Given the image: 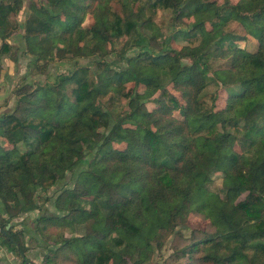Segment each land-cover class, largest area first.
<instances>
[{"label": "trees", "instance_id": "16d2710c", "mask_svg": "<svg viewBox=\"0 0 264 264\" xmlns=\"http://www.w3.org/2000/svg\"><path fill=\"white\" fill-rule=\"evenodd\" d=\"M23 3L0 0V54L22 28L20 48L35 63L50 53L43 36L58 59L73 61L52 81L21 83L12 110L0 113V246L31 264L11 219L38 208L39 194L85 162L52 200L58 213L33 220L37 237L54 244L44 264L61 251L76 264H147L163 232L190 210L214 232L186 254L264 264V0H29L20 22ZM159 10L172 14L165 32ZM175 34L196 43L170 48ZM246 35L255 50L235 44ZM207 74L227 93L221 109L202 94ZM218 173L222 187L212 191ZM50 224L83 232L52 240Z\"/></svg>", "mask_w": 264, "mask_h": 264}, {"label": "rangeland", "instance_id": "374dc122", "mask_svg": "<svg viewBox=\"0 0 264 264\" xmlns=\"http://www.w3.org/2000/svg\"><path fill=\"white\" fill-rule=\"evenodd\" d=\"M23 6L21 10L17 13V19L21 22L25 17L26 13L29 11L28 4L29 0H23ZM42 1V0H35ZM206 1V0H204ZM207 1H216L221 3L223 0H207ZM235 2L237 0H230ZM171 12L170 10H159L154 19L161 26L162 31L165 32L167 25L171 22ZM185 22L192 21L189 18L183 19ZM90 22V16L87 15L84 23L88 24ZM187 26L186 24H184ZM185 26H179L180 28L186 29ZM23 29L17 28L16 32L9 37L7 42L9 43L10 49L8 53L0 54V113L9 112L15 105L16 95L15 90L21 83H31L32 85L38 84L39 82L52 81L56 74L63 73L66 69L72 64V59L65 57L63 59H58L55 56V49L53 40L47 36H43L40 40L44 46L50 48V53L48 58H41L38 63H35L30 56L22 53L20 48L21 38ZM237 40V39H236ZM240 47H243L247 51H253L257 48L258 41L252 35H246L245 39L236 41ZM0 39V47L2 44ZM196 39L188 36H178V34L173 35L170 39L169 46L170 48L178 49L184 44H195ZM234 44V43H233ZM110 57L114 56V53L109 55ZM45 60L48 61V66L39 69V64H44ZM81 61L91 63V58H81ZM187 62V60H184ZM223 62V63H222ZM216 65L222 64L225 66V61L215 62ZM115 66H124V62H115ZM207 86L203 90L202 94H213L214 98L212 101L213 108L221 109L225 106L227 93L221 86L219 82L215 79L212 74H207ZM162 86L171 89V84L169 78L166 75H163L161 80ZM118 109H125L126 101L124 99L118 102ZM153 100H149L146 103L147 109H151L154 106ZM177 114V113H176ZM115 149H122L124 144H113ZM236 150H241L239 144L235 145ZM88 151V150H87ZM90 154V151H88ZM86 163L83 162L77 166L72 172H67L63 175L57 185L52 186L47 189L45 193L38 195V208L27 212L21 213L13 217L10 221L14 230L23 229L21 237H17L19 240V245L24 248V254L29 259L31 264H44V255L48 252V248L52 247L54 244L44 242L41 237H37L35 232V224L33 220L39 215H56L58 212L52 205V200L57 196L59 191L65 187L71 186L76 173L81 168H84ZM222 174H216L209 186L212 191H219L222 187ZM245 193L239 194V199L244 197ZM86 208H91L89 204L84 203ZM6 216V215H4ZM70 226H57V225H48L45 229L47 236L53 240L57 235L62 234L66 237H72L75 235H80L82 229H79L77 225ZM6 228H8L6 226ZM214 232L213 226L208 223V220L203 217L201 213L196 210H190L187 212L180 221L176 223L174 228L171 231H164L161 235L160 242L155 246V249L147 262V264H210L204 263L199 258L201 256L200 252H195L193 257L191 254H186L189 247L193 242L199 239H204L207 235H211ZM29 235H28V234ZM36 235V238L34 236ZM51 240V241H52ZM155 245V244H154ZM57 246V245H56ZM0 248L6 249L4 246ZM13 258L11 259L12 264H19L20 259L18 255L14 252ZM1 254V253H0ZM53 264H76L73 254L68 253L67 251L58 252L56 257L53 260Z\"/></svg>", "mask_w": 264, "mask_h": 264}, {"label": "crops", "instance_id": "0c3cea01", "mask_svg": "<svg viewBox=\"0 0 264 264\" xmlns=\"http://www.w3.org/2000/svg\"><path fill=\"white\" fill-rule=\"evenodd\" d=\"M0 264H12L13 254L7 249L0 248Z\"/></svg>", "mask_w": 264, "mask_h": 264}, {"label": "water", "instance_id": "95a60500", "mask_svg": "<svg viewBox=\"0 0 264 264\" xmlns=\"http://www.w3.org/2000/svg\"><path fill=\"white\" fill-rule=\"evenodd\" d=\"M7 227H9V224L7 225Z\"/></svg>", "mask_w": 264, "mask_h": 264}]
</instances>
